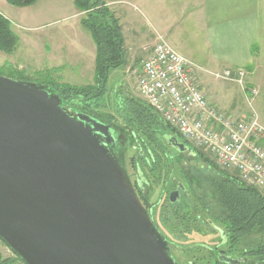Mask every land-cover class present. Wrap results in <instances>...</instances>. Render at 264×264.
<instances>
[{
    "label": "water",
    "instance_id": "water-1",
    "mask_svg": "<svg viewBox=\"0 0 264 264\" xmlns=\"http://www.w3.org/2000/svg\"><path fill=\"white\" fill-rule=\"evenodd\" d=\"M116 145L110 123L0 75V239L26 264H179Z\"/></svg>",
    "mask_w": 264,
    "mask_h": 264
},
{
    "label": "trees",
    "instance_id": "trees-1",
    "mask_svg": "<svg viewBox=\"0 0 264 264\" xmlns=\"http://www.w3.org/2000/svg\"><path fill=\"white\" fill-rule=\"evenodd\" d=\"M6 1L25 7L38 0ZM74 3L83 13L82 26L91 33L96 44L94 81L44 85L56 91L65 104L89 112L114 127L115 154L123 167L128 149H136L131 161L139 176L133 185L169 245L176 243L166 233L168 226L175 234L186 235V239L192 233L219 236V241L213 245L187 244L184 249L191 253L189 264H264V192L248 185L236 172L217 166L207 153L185 140L153 106L126 92L123 85L109 93L110 70L125 61L121 25L104 0H74ZM19 40L10 19L0 12V50L12 53ZM110 106L114 112L106 117L92 112ZM122 135L125 136L123 144L119 143ZM167 135L184 142L194 157L202 158L207 164L198 171L186 173V190L181 198L171 201L166 196L154 202V185L160 182L164 171L167 176L172 171L174 175L176 158L182 160L183 151L176 149L177 152L170 153ZM180 167L177 170L183 172L184 168ZM158 213L159 223L156 221ZM202 249L208 253L201 254ZM18 259L22 260L19 256ZM2 262L0 253V264Z\"/></svg>",
    "mask_w": 264,
    "mask_h": 264
},
{
    "label": "rangeland",
    "instance_id": "rangeland-1",
    "mask_svg": "<svg viewBox=\"0 0 264 264\" xmlns=\"http://www.w3.org/2000/svg\"><path fill=\"white\" fill-rule=\"evenodd\" d=\"M5 2L4 5L0 2V11L10 18L12 29L19 35L20 40L12 53L0 50V75L52 86L58 83L87 84L94 81L96 44L91 33L82 26L80 20L83 13L78 11L74 0H38L35 4L23 8L14 6L6 0ZM191 41L188 43V50L192 54L186 53L190 56L189 58L198 65L216 72L217 70L207 67L203 59L199 57V51L205 48L204 43L194 38ZM130 45L125 46L124 63L110 70L107 88L111 93V89L123 85L126 92L128 90L144 99L138 91L132 68L139 65L147 54L140 48L139 41H137V47ZM199 78L202 88L214 95L216 99L220 100L221 96L225 94L240 97L247 108L245 93L236 83L218 79L201 71ZM254 105L264 123V87L255 97ZM105 109H94L92 112L104 117L114 112L111 106ZM123 139H125L124 135L120 137L121 142L119 143L123 144ZM176 149L177 147L174 145H169L171 154L177 152L178 149ZM135 153V148H129L124 162V168H127L128 171H126L130 174L132 183L136 179L138 180L139 176L131 161ZM181 158V161L176 158L174 162L176 165L174 175L172 171L167 176L168 173L165 174L164 171L160 182L154 185L152 201L155 202L159 198L163 200L168 192L179 184L186 189V173L198 171V168H204L207 164L202 158L194 157L188 149L183 151ZM174 166H172V170ZM180 166L184 168L183 172L177 170ZM156 221L159 223V213L156 215ZM168 228L166 233L171 241L176 243L169 245L170 253L179 264H189L191 253L184 249L187 244L213 245L219 241V236L216 233L207 235L192 233L186 239V235L175 234L171 226ZM206 251L202 249L201 254L208 253ZM0 253L2 257L10 256L15 259V264H24L19 262L18 255L15 256L1 241Z\"/></svg>",
    "mask_w": 264,
    "mask_h": 264
},
{
    "label": "built area",
    "instance_id": "built-area-1",
    "mask_svg": "<svg viewBox=\"0 0 264 264\" xmlns=\"http://www.w3.org/2000/svg\"><path fill=\"white\" fill-rule=\"evenodd\" d=\"M147 51L132 68L140 95L217 166L236 172L264 192V123L254 105L259 88L249 82V71L245 67L204 69L162 35ZM200 71L239 85L245 93V111L238 115L208 98Z\"/></svg>",
    "mask_w": 264,
    "mask_h": 264
},
{
    "label": "crops",
    "instance_id": "crops-1",
    "mask_svg": "<svg viewBox=\"0 0 264 264\" xmlns=\"http://www.w3.org/2000/svg\"><path fill=\"white\" fill-rule=\"evenodd\" d=\"M0 2L6 4L5 0ZM104 2L119 20L125 46L137 47L139 41L140 48L147 54L157 37L162 35L189 58L186 53H192L188 43L193 38L201 40L205 48L199 51V57L207 67L217 71L245 67L249 71V82L259 88V93L264 87V0ZM205 94L238 115L246 109L240 97L225 94L218 100L207 91Z\"/></svg>",
    "mask_w": 264,
    "mask_h": 264
},
{
    "label": "flooded vegetation",
    "instance_id": "flooded-vegetation-1",
    "mask_svg": "<svg viewBox=\"0 0 264 264\" xmlns=\"http://www.w3.org/2000/svg\"><path fill=\"white\" fill-rule=\"evenodd\" d=\"M172 145H174L173 143H171ZM175 146V145H174ZM177 147V146H175ZM177 149L179 150V148L177 147ZM182 151V150H179ZM174 190H178L179 191V196L177 197V199L181 198L182 196V191H185V187H183V185L179 184V186H174L169 192H168V198L170 199V193ZM0 241L2 242L3 245H5L15 256L16 254L14 253V251L4 242L0 239ZM18 257V256H17ZM3 262L1 264H15V259L11 258L10 256H5L2 257ZM17 260L20 262H23L25 264V262L23 260H20L17 258Z\"/></svg>",
    "mask_w": 264,
    "mask_h": 264
}]
</instances>
